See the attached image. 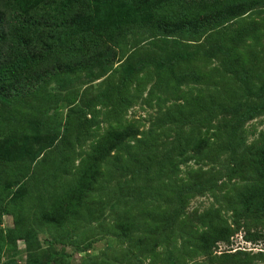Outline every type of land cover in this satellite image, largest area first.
Segmentation results:
<instances>
[{"label": "rangeland", "instance_id": "374dc122", "mask_svg": "<svg viewBox=\"0 0 264 264\" xmlns=\"http://www.w3.org/2000/svg\"><path fill=\"white\" fill-rule=\"evenodd\" d=\"M6 2L0 1L5 30L10 19L17 24ZM240 21H254L258 31L241 47L251 64L249 72L237 67L245 81L227 72L230 63L218 49L228 48L235 23L170 35L155 27L134 29L112 60H91L57 76L46 73L49 68L33 72L20 92L0 101V207L6 204L0 264H264V205L257 203L241 226L232 214L240 190L255 181V147L264 141V112H244L246 101L257 103L248 88L264 83V6ZM3 45L1 55L9 47ZM180 55L188 59L177 64ZM145 59L149 63L130 74L126 66ZM165 61L176 64L170 69ZM226 86L241 92L235 105ZM237 120L243 142L229 138ZM129 124L138 131L99 156L107 134ZM200 140L207 145L196 152ZM86 168L99 179L72 199L80 208L61 223L43 219ZM204 179L208 188L194 192L174 220L178 189ZM128 215L137 216L138 229L122 232ZM211 222L231 229L210 248L213 255L232 254L228 263H212L199 250L197 233ZM10 230L35 238L29 247L23 237L7 241Z\"/></svg>", "mask_w": 264, "mask_h": 264}, {"label": "trees", "instance_id": "16d2710c", "mask_svg": "<svg viewBox=\"0 0 264 264\" xmlns=\"http://www.w3.org/2000/svg\"><path fill=\"white\" fill-rule=\"evenodd\" d=\"M41 1L43 4L40 6V0H7L5 9L9 11L8 14L12 15V18L17 17V24L13 25L9 17L6 30L3 29L5 21L0 11V46L3 45L4 41L9 44L8 48L3 47L6 49L4 55H1L2 50L0 49V101L6 102L5 96L20 92L21 81L31 77L33 72L37 73L38 70L44 72L46 68H49L46 73L57 76L61 73H70L77 67L90 63L91 60L97 62L104 58L112 60L117 49L124 50L125 41L128 36L132 35L131 32L134 29H155V27L165 29L164 32L170 35L185 27L205 31L216 29L227 22L235 23L232 32L227 35L228 48L218 49L223 54L224 62L230 63L227 66V72H232L240 81H245L246 77L245 79L239 77L237 67L248 70L251 64L246 62L248 59H245L241 47L248 38L256 40L258 31L254 21L244 24L240 20L242 15L248 11H253L258 6H264V0ZM92 51L95 53H90ZM178 58L177 64L188 59L187 56L183 55L178 56ZM148 63L147 59L145 61L139 60L135 65L128 64L126 68H129L131 74ZM164 64H168L170 69H173L176 62L173 61L172 64L171 61H165ZM179 79L180 76H177L173 82L177 88L180 83ZM196 79L202 78L196 77ZM225 89L226 92L224 93L230 99L228 103L235 105L238 101H234V99L242 97L240 90L227 86ZM250 96L255 97L257 103L249 104L246 101L244 106L246 116L264 112V83L257 86L255 90L249 87L247 97ZM239 107L241 106L239 105ZM237 121L230 128L229 138L233 140L232 142H243V121ZM134 126V124H129L108 133L104 141L98 146L97 153L99 156H104L124 138L135 134L138 129H134ZM202 141H198L199 143L194 149L196 152L202 151L207 145V142ZM259 145V147H255V151L258 149L259 152L255 181L243 186L237 196L238 202H235L234 206L232 205L233 222L237 226H241V222L247 224L251 218L252 210L259 209V205H264V141ZM98 179V171L91 172L89 168H86L74 187L69 188L49 204L48 209L44 211L47 218L44 217L43 219L48 222L61 223L65 219L64 217L67 218L80 206V203L76 204L72 199H77L84 191L92 189ZM206 182V179L197 180L184 188L181 187L182 191H186L184 195L178 189L181 198L178 207L173 211L174 214L172 213L175 217L174 220L185 214L187 202L194 196V192L208 188ZM71 201L75 202V209L72 208L75 204H72ZM5 212L6 204L0 207V214ZM128 216V222L120 225L122 232L138 229L137 216ZM185 225L186 223L181 227ZM231 233V229L226 223H209L207 229L197 233L200 238L199 250L212 263H228L227 257L232 254L213 255L210 248L216 245L218 241H226ZM115 234L120 236L118 232ZM18 237H23L26 240L27 247L35 238V236H30V233L15 230H10L5 234L7 241H15ZM5 246L4 242H0V257Z\"/></svg>", "mask_w": 264, "mask_h": 264}]
</instances>
